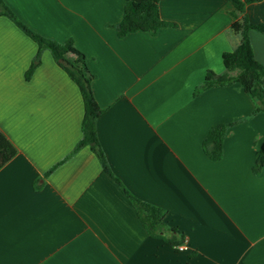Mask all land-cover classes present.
<instances>
[{"label": "crops", "instance_id": "0c3cea01", "mask_svg": "<svg viewBox=\"0 0 264 264\" xmlns=\"http://www.w3.org/2000/svg\"><path fill=\"white\" fill-rule=\"evenodd\" d=\"M1 1L31 30L71 38L84 53L109 169L132 195L166 210L186 247L148 234L88 146L71 153L84 113L77 85L47 48L26 77L37 44L0 14V130L17 150L0 167V264H264V164L253 170L264 111L252 113L236 82L193 94L240 42L232 4L158 0L172 25L118 36L128 0ZM244 11L264 21V0ZM249 40L264 67V34L250 30ZM220 122L231 125L213 160L202 139Z\"/></svg>", "mask_w": 264, "mask_h": 264}, {"label": "trees", "instance_id": "16d2710c", "mask_svg": "<svg viewBox=\"0 0 264 264\" xmlns=\"http://www.w3.org/2000/svg\"><path fill=\"white\" fill-rule=\"evenodd\" d=\"M228 1L232 4L231 15L233 17L241 15V20L234 23V28L238 30L241 36L240 42L235 49L222 53L221 59L224 71L222 73H216L210 69L206 70L203 80L194 88L193 94H197L201 90L211 86L230 85L236 82L241 85L244 92L253 101L254 107L252 113L260 110L264 111V67L255 59L249 40L250 30H256L264 34V21L257 23L251 22L244 11L247 4L259 0ZM0 14L11 19L37 44V53L25 72L26 77L29 76L37 64L40 50L47 48L56 63L77 85L82 97L84 113L81 121V137L76 142L71 153L83 146H88L96 155L102 169L119 185L122 192L131 200L137 216L148 234L161 239L169 246L174 247L183 243L184 237L179 229L176 226H169L164 221L166 210L132 195L109 169L96 133L95 121L101 112V108L98 106L91 90L90 82L93 74L87 67L84 53L74 46L71 38L59 42L43 37L31 30L18 20L15 14L1 0ZM168 25H172V23L164 21L159 16L158 0H128L124 5L122 17L115 27L117 35L123 36L135 30L155 33L160 27ZM70 50L75 53L73 58L67 56V52ZM229 125H231L230 122H220L213 124L208 129L202 139V148L209 158L216 160L221 157L223 136ZM16 151L13 143L0 130V167L14 156ZM263 164L264 139L253 165L254 172H257Z\"/></svg>", "mask_w": 264, "mask_h": 264}, {"label": "built area", "instance_id": "2783aa9c", "mask_svg": "<svg viewBox=\"0 0 264 264\" xmlns=\"http://www.w3.org/2000/svg\"><path fill=\"white\" fill-rule=\"evenodd\" d=\"M176 247H177V249L182 250V249H184L186 246H185V243H182V244L177 245Z\"/></svg>", "mask_w": 264, "mask_h": 264}]
</instances>
